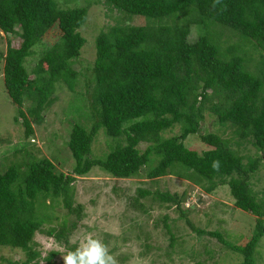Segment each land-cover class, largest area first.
Instances as JSON below:
<instances>
[{
    "label": "trees",
    "instance_id": "1",
    "mask_svg": "<svg viewBox=\"0 0 264 264\" xmlns=\"http://www.w3.org/2000/svg\"><path fill=\"white\" fill-rule=\"evenodd\" d=\"M105 1L123 18L140 17L143 23L126 25L115 18L113 25L101 27L93 40L92 66L79 71L74 64L80 63L87 42L80 28L86 24L89 0L71 7H61L56 0H0V33L11 35L6 38V52L0 53L3 83L16 105L14 120L21 119L23 138L32 134V123H40L42 111L55 100L56 84L63 82L76 91L80 75L93 115L89 128L71 124L66 142L74 159L70 173L57 171L48 157L33 158L23 144L14 151L23 152L20 161L6 163L4 155L0 247L23 251L20 264H41L40 258L42 264H51L58 252L50 250L41 257L35 248V233L45 231L71 249L70 234L82 217V206L74 205L70 183L98 166L116 178H130L141 171L151 179L175 175L207 193L227 184L234 206L256 216L253 234L243 245L186 219L185 192L138 188L133 203L143 206L139 198L150 196L164 207L174 205L195 233L215 236L240 253L239 264H255L254 251L264 235V204L256 200L250 182L264 160V0H220L216 7L214 0ZM192 31L194 40L189 38ZM12 36L18 37L17 45ZM46 38L49 45L27 69L25 58ZM206 115L224 130L230 127L232 137H224V130L202 129ZM175 126L178 132L164 135ZM100 127L108 136L125 140L103 159L91 154ZM190 135L198 136L203 149L186 143ZM233 137L241 139L235 146L250 141L261 154L247 156L245 161V155L231 145ZM141 143H145L143 149ZM213 161H219L218 170L212 167ZM58 200L75 220L64 219L57 229H41L51 217L48 208ZM167 217L163 214L161 220L173 242Z\"/></svg>",
    "mask_w": 264,
    "mask_h": 264
},
{
    "label": "rangeland",
    "instance_id": "2",
    "mask_svg": "<svg viewBox=\"0 0 264 264\" xmlns=\"http://www.w3.org/2000/svg\"><path fill=\"white\" fill-rule=\"evenodd\" d=\"M61 7L86 5L85 0H56ZM90 6L86 24L80 28L87 42L81 50L80 63L74 64L76 70H85L91 67L95 48L93 40L101 27L113 25L115 18H120L126 25H138L143 23L140 17H125L116 10H111L110 4L105 0H89ZM0 53L6 52L7 36L0 33ZM190 40L196 39L195 31L189 36ZM12 43L17 45L18 37H11ZM46 38L41 43L32 47L31 54L25 58L24 64L30 69L44 48L49 45ZM2 59L0 60V161L7 156L6 163L20 161L22 151L18 148L23 144L27 154L35 159L42 157L50 158L55 164V169L64 173H70L74 165L66 142L72 122H79L86 128L93 123V115L88 102L85 101L86 85L83 75L79 76L75 90L70 91L65 83H57L53 92L54 101L42 111V121L32 123V134L23 138V127L20 121H15L17 113L16 105L9 98L3 83ZM87 75H90L88 72ZM83 93V94H82ZM85 96V97H84ZM87 98V97H86ZM27 101H25L26 103ZM28 102L25 104L27 105ZM24 105V107H25ZM202 129H209L221 133L224 127L214 124V117L206 115ZM201 129V131H203ZM178 132V126L172 131L164 133L170 135ZM224 137H232L230 127H226ZM233 137L231 145L240 141ZM124 137H112L100 127L91 143V154L95 158L103 159L108 152L118 144L124 143ZM186 143L196 149H203L197 135H190ZM20 145V146H19ZM141 149L145 143L139 145ZM239 149L240 154L254 156L261 154L250 141H243ZM4 164V162H3ZM251 187L257 195L256 200L264 204V160L259 169L251 176ZM73 192L72 199L75 204H81L82 217L78 219L76 227L72 230L69 239L78 235L90 233L100 238L116 255L119 264H239L242 255L232 251L215 236L207 234L198 235L186 222L190 220L195 226L205 230L217 231L224 240L234 245H243L253 234L256 216L234 206L227 184L219 185L212 192H205L200 186L190 180L175 176L164 175L159 178H147L144 171L130 178H116L105 173L98 166H94L83 176H76L71 183ZM138 188L158 189L182 194V208L185 209L186 219L181 218L174 205L164 207L158 199L152 200L150 196L139 198L143 206L133 203V197H137ZM261 201V202H260ZM165 204V203H164ZM145 209V210H144ZM51 217L45 220L41 229L51 227L58 228L61 222L74 221L72 214H68L63 207L62 201L54 202L48 208ZM163 214H167L168 228L173 234L171 242L167 227L161 220ZM35 248L40 251L41 257L48 251L56 250L51 264H63L62 254L59 250L67 251L63 244L58 243L52 236L43 232L34 235ZM50 246V247H49ZM255 264H264V235L259 239L254 251ZM25 254L20 249L0 247V264H20L18 260L24 259ZM39 259V263H43Z\"/></svg>",
    "mask_w": 264,
    "mask_h": 264
},
{
    "label": "clouds",
    "instance_id": "3",
    "mask_svg": "<svg viewBox=\"0 0 264 264\" xmlns=\"http://www.w3.org/2000/svg\"><path fill=\"white\" fill-rule=\"evenodd\" d=\"M220 0H214L213 7ZM212 167L219 169V161H213ZM73 247L63 252V264H119V261L108 246L100 239L90 233L78 235L69 241ZM50 247V246H49Z\"/></svg>",
    "mask_w": 264,
    "mask_h": 264
}]
</instances>
